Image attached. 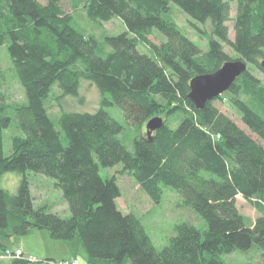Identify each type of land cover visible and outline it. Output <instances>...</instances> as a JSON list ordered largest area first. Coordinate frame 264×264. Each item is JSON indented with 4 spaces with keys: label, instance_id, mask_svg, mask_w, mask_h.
<instances>
[{
    "label": "trees",
    "instance_id": "trees-1",
    "mask_svg": "<svg viewBox=\"0 0 264 264\" xmlns=\"http://www.w3.org/2000/svg\"><path fill=\"white\" fill-rule=\"evenodd\" d=\"M64 1L0 0V47L6 46L27 98L15 110L23 135L12 137L8 156L4 131L12 119L0 104V177L6 171L22 175L15 194L0 186V234L39 228L54 238H77L89 264H227L220 254L254 247L264 264V214L248 226L237 203L239 194L247 201L257 199V207L264 202V87L247 68L222 93L231 95L249 131L214 105L223 95L201 109L188 97L193 77L232 59L225 43L264 71L259 62L264 57V0H69L89 19L107 22L118 16L127 25V31L105 36L110 48L105 55L94 36L74 26V13ZM232 2L237 9L233 40L227 24ZM172 3L193 21H212L214 35L208 36L206 52L174 21ZM154 27L166 35L160 44L150 39ZM141 45L148 50L141 51ZM81 78L96 84L103 106L123 110L136 132L132 150L119 137L125 125L103 106L94 112L62 110L57 128L45 100L55 85L62 95H78ZM163 113V126L151 136L142 131L148 119ZM119 163L156 202L164 186L177 189L206 220V231L189 221L178 223L171 241L158 248L141 218L119 208L117 177L101 175L100 166ZM28 171L55 179L69 217L35 205ZM6 248L0 243V256ZM51 261L58 260L21 257L10 264Z\"/></svg>",
    "mask_w": 264,
    "mask_h": 264
},
{
    "label": "rangeland",
    "instance_id": "rangeland-1",
    "mask_svg": "<svg viewBox=\"0 0 264 264\" xmlns=\"http://www.w3.org/2000/svg\"><path fill=\"white\" fill-rule=\"evenodd\" d=\"M40 1L42 3L47 2V0ZM64 5L66 10H72L74 13V26L97 39L101 55H105L110 50L105 43V36L116 35L128 30L123 19L118 16L107 22L94 21L87 17L85 11L80 6L73 10L69 0H65ZM170 12L181 30L188 34L195 43L200 45L203 53L206 52L209 48L208 36L214 35L212 21L210 19L205 23L193 21L187 13L174 3L171 5ZM236 13V2H232L231 18L227 22L230 31L229 38L232 40L235 37L233 18ZM193 23L202 29L201 32L195 30ZM150 39L153 43L160 44L166 40V35L154 27ZM140 48L143 52L144 50H148L147 45H141ZM224 51L230 58L240 59L238 52L227 43L224 44ZM263 61L264 57L259 58L260 63ZM248 69L259 80L260 86L264 87V71L261 67L258 64L248 62ZM0 70H2L0 78V104L6 107V113L12 119L11 125L4 131V153L8 156L12 153V137L14 135H23L17 124L15 110L16 107L26 103L27 98L24 88L16 76L14 65L6 46L0 47ZM223 96L224 98L222 100L217 99L214 105L222 113L224 112L228 117L235 120L240 127L248 130L236 107L230 103L231 95L227 94ZM241 98L248 99V96L241 94ZM102 100L103 95L96 84L86 78H81L78 95H62V90L58 85H55L50 95L46 98L45 105L51 117L55 120L57 128L60 129L58 120L62 110L94 112L103 106ZM103 107L125 125V130L119 137L132 150L136 132L132 126H129L123 110L116 104H109ZM158 115L163 118L167 117L166 113ZM170 120L171 123L175 122L172 118ZM146 124L142 131L147 134ZM61 135L65 139L63 132ZM253 136L257 138L256 135ZM100 172L104 177L113 175L117 177L122 192L121 196L117 198L119 208L124 213H134L141 218L150 233L151 240L153 239L158 248H162L171 241V238L176 233L175 226L178 223L189 221L198 227L201 232H205L208 228L206 220L184 203L182 195L174 187L164 186L163 197L160 202H156L130 172L123 170L121 163L110 167L100 166ZM27 174L30 180V189L34 203L37 207L48 205L51 211L58 213L62 217H69L71 215L68 203L63 197V192L57 186L54 178L34 171H28ZM21 177L22 175L17 171H6L0 177V186L10 194H15L18 190ZM257 202L259 203L257 199L247 201L241 194L237 196L240 212L245 215L246 225L248 226H252L259 215L264 214V202L261 203V207H257ZM0 239L7 246L6 249L15 250L21 248L25 253L34 255L38 260L44 258L67 260L69 259L68 257L78 255L82 261L81 264H89L87 263L86 254L82 249L81 242L78 241L79 239L63 240L54 238L47 229L33 228L23 235H0ZM259 253L260 251L254 247L249 251L239 249L229 254H220L219 257L227 264H259ZM13 259L15 258L10 256L1 257L0 264H10Z\"/></svg>",
    "mask_w": 264,
    "mask_h": 264
},
{
    "label": "water",
    "instance_id": "water-1",
    "mask_svg": "<svg viewBox=\"0 0 264 264\" xmlns=\"http://www.w3.org/2000/svg\"><path fill=\"white\" fill-rule=\"evenodd\" d=\"M264 68V61L262 62ZM248 62L241 59L225 61L219 69L210 73H199L190 81L191 90L188 97L198 109L204 108L208 101L221 97L222 93L231 89L232 84L247 70ZM146 132L149 136L163 126L165 120L154 116L147 120Z\"/></svg>",
    "mask_w": 264,
    "mask_h": 264
},
{
    "label": "built area",
    "instance_id": "built-area-1",
    "mask_svg": "<svg viewBox=\"0 0 264 264\" xmlns=\"http://www.w3.org/2000/svg\"><path fill=\"white\" fill-rule=\"evenodd\" d=\"M13 257V258H26L30 262H38V260L34 255L25 253L21 248H17L15 250L6 249L0 257ZM51 264H80L77 258H71L67 260H58V261H51Z\"/></svg>",
    "mask_w": 264,
    "mask_h": 264
},
{
    "label": "crops",
    "instance_id": "crops-1",
    "mask_svg": "<svg viewBox=\"0 0 264 264\" xmlns=\"http://www.w3.org/2000/svg\"><path fill=\"white\" fill-rule=\"evenodd\" d=\"M1 235V234H0ZM79 241V240H78ZM0 243H3V242H1V239H0ZM3 244H5V243H3ZM69 259H71V258H79L78 257V255H73V256H71V257H68ZM82 262V261H81Z\"/></svg>",
    "mask_w": 264,
    "mask_h": 264
}]
</instances>
